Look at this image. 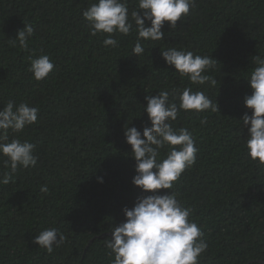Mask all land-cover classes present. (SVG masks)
Segmentation results:
<instances>
[{"label": "trees", "instance_id": "obj_1", "mask_svg": "<svg viewBox=\"0 0 264 264\" xmlns=\"http://www.w3.org/2000/svg\"><path fill=\"white\" fill-rule=\"evenodd\" d=\"M92 2L0 0V108L13 101L39 109L36 123L9 134V142L35 145L37 164L18 167L14 180L0 185V264H111L105 239L124 220V208L151 194L132 184L136 162L125 127L142 133L151 126L145 96L172 89L179 95L187 86L216 99L219 110H181L172 121L192 133L199 149L169 190L204 233L208 249L199 264H264V165L249 158L242 123L251 115L244 97L251 95L252 57H264V0H195L174 29L165 22L162 41L142 40L138 57L131 54L135 25L127 36L113 34L116 48L103 45L108 34L89 35L82 12ZM127 6L131 18L137 0ZM24 24L34 28L27 51L9 40ZM169 47L211 55L217 63L207 74L217 84L180 77L161 57ZM43 54L54 69L36 81L29 57ZM5 159L0 174L8 171ZM50 227L66 237L52 253L32 242Z\"/></svg>", "mask_w": 264, "mask_h": 264}, {"label": "clouds", "instance_id": "obj_2", "mask_svg": "<svg viewBox=\"0 0 264 264\" xmlns=\"http://www.w3.org/2000/svg\"><path fill=\"white\" fill-rule=\"evenodd\" d=\"M128 0H94L82 12L88 24L89 35L108 34L103 40L105 47L116 48L115 33L127 36L133 30L137 38L131 54L137 57L145 53L143 41H162L167 22L170 29L177 21L186 17L195 0H137V10L129 17ZM145 21L150 26H145ZM34 35L31 24H24L16 38L9 39L12 45L27 51L29 39ZM161 57L172 66L180 77H187L191 85L214 87L217 80L207 74L214 63L211 55H198L192 51L169 47L161 51ZM28 71L33 79H45L54 69L46 54L33 59L29 57ZM252 63L256 66L246 79L251 95L244 97V106L251 115L242 116L247 127L244 146L249 158L258 165H264V57L255 55ZM171 97V99H170ZM147 113L151 126L142 131L136 127H125L126 143L131 147L135 160L136 175L132 184L142 192L151 193L138 197L132 208H124V220L112 228L111 238L105 239V247L112 257L111 264H199L208 244L204 233L196 222L190 220L191 208L184 207L173 189L181 174L190 168L197 158L199 149L195 146L192 133L186 127L174 128L181 110L219 113L216 99L213 101L203 91L185 87L177 95V90H162L155 96H145ZM179 101L177 103L176 101ZM39 109L21 102L18 105L8 101L0 108V156L6 157L4 165L8 171L0 174V185L14 180L18 167L28 168L37 164L35 145L28 140L11 139L9 134L21 133L26 126L37 122ZM201 125L207 119H201ZM178 146V147H177ZM167 148L161 158V149ZM98 182H103L98 177ZM158 190H168L160 193ZM48 193L47 185L40 187ZM66 237L56 228H45L35 235L33 243L52 253L55 247L64 243Z\"/></svg>", "mask_w": 264, "mask_h": 264}]
</instances>
